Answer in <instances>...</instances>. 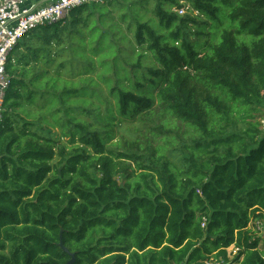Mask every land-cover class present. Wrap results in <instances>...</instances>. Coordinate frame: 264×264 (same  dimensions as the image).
Instances as JSON below:
<instances>
[{"label": "trees", "instance_id": "1", "mask_svg": "<svg viewBox=\"0 0 264 264\" xmlns=\"http://www.w3.org/2000/svg\"><path fill=\"white\" fill-rule=\"evenodd\" d=\"M129 2H105L120 23L74 9L10 56L0 264H264V0ZM50 38L69 42L59 62L34 55ZM128 121L137 139L112 144ZM151 133L165 143L140 154Z\"/></svg>", "mask_w": 264, "mask_h": 264}, {"label": "built area", "instance_id": "2", "mask_svg": "<svg viewBox=\"0 0 264 264\" xmlns=\"http://www.w3.org/2000/svg\"><path fill=\"white\" fill-rule=\"evenodd\" d=\"M105 2L106 0H0V122L6 94L12 84L7 66L12 52L20 42L41 27L61 23L74 9ZM256 224V229H260L259 223ZM235 251L237 253L238 250Z\"/></svg>", "mask_w": 264, "mask_h": 264}, {"label": "rangeland", "instance_id": "3", "mask_svg": "<svg viewBox=\"0 0 264 264\" xmlns=\"http://www.w3.org/2000/svg\"><path fill=\"white\" fill-rule=\"evenodd\" d=\"M138 1H140V0H131V2H138ZM131 2H129L128 4H130ZM95 5V4H94ZM94 5H90V7L88 8L89 10L91 9V8H93L94 7ZM103 6H107V8L109 9V13L110 14H112V16H113V18L114 19H116V21L117 22H119L120 23V19H119V17L122 15V13L120 12V7H119V5L118 6H110L109 7V4H107V3H104V4H102ZM93 11V10H92ZM178 14L180 15V16H185V15H187V14H189V12H188V7H185V8H183L182 10H179L178 11ZM85 16H87V14L85 15ZM151 16H153V14H148L146 17L148 18V19H150L151 18ZM74 17H79V20H81V22H82V24L80 25V27L81 28H83V29H85V24H83V17L82 16H78V15H70V19H73ZM96 17H97V15H96ZM68 18V19H69ZM94 19H96V18H94ZM90 21H91V19H90ZM63 24V23H62ZM124 34H127L129 37H131V35L129 34V31H128V29L124 26L123 27V29L121 30ZM111 32V31H110ZM113 32V31H112ZM85 34H87L86 32H85ZM30 40H31V38H26L24 41L22 40L21 42H23L19 47H18V50H16L15 51V53H14V56L15 57H19V56H22V55H24V54H26L27 53V46L30 44V45H33L34 46V48H39V46L41 45V44H43V43H41L42 41H41V39H38V38H36V39H34V40H32V42H30ZM50 40V43H51V45L48 47V48H46V53L43 51V50H41L40 51V49H39V52L38 53H36V54H34V55H40V56H42V55H44V54H46V57L47 56H51L52 58L54 57V58H56L57 59V56L58 55H56L57 54V51L59 50V49H61V48H63L64 46L65 47H68L69 46V42H65V41H62L61 39H60V41L59 42H57V40H55V39H49ZM29 41V42H28ZM41 43V44H40ZM50 43H48L47 45H49ZM68 50H66L65 52H64V54H62L61 55V58L62 59H64V60H67V59H69V56H71L70 55V53H69V51L67 52ZM33 60L34 59H32L31 58V61L33 62ZM82 60V59H81ZM78 61H80V60H78ZM56 62H59V59H57V61ZM83 62V61H82ZM38 65H42V62L40 61V62H38ZM89 77H93L94 78V80L96 81L97 80V73H96V71L95 72H92L91 74H90V76ZM75 79H78L77 77H76V75H75ZM97 83H99L100 84V86H99V90L100 89H102V88H104V86L102 85V83L99 81V80H97ZM104 97H108V94H107V92L105 91L104 92ZM30 109H31V111H32V114L33 115H37L38 114V109L37 108H35V107H30ZM253 115L255 116V119H254V121L255 122H257L258 123V125H259V129L264 133V108L263 109H261L259 112H257V113H255V112H253ZM129 122V121H128ZM128 122H123V124H122V126L119 128L118 127V129H120L119 131H118V133H117V135L115 136V138H114V140L111 142L112 144L114 143V144H122V145H126V144H131L132 142H134L136 139H137V133L136 132H134V130H135V128L136 127H141V123H136L134 126H132V129H130L128 132H126L125 131V129H126V127L128 126L129 128H131V125H129L130 124V122L128 123ZM164 121H162V122H159V121H156L155 123H154V126H161L162 125V123H163ZM164 125H167L166 123L164 124ZM123 127H125V129L123 130ZM176 128H174V129H172V130H175ZM57 133H59V131H58V129L57 130H55ZM145 133H147V131H144ZM177 132L180 134V135H183L184 133H185V128L181 125V123H178V128H177ZM154 133V132H153ZM153 133H151V134H147L148 135V137H147V139H146V137H143L139 142H140V145L142 146L141 147V149H142V152L140 153V154H143L144 153V148L148 145L147 143L148 142H152L151 144H153L154 146H157L160 142H164V141H161L162 139L161 138H156V139H153L152 138V134ZM67 139H63V141L62 142H67L66 141ZM165 143V142H164ZM163 144V143H162ZM164 145V144H163ZM255 223H259V227H260V229L259 228H257L256 229V233H258V235H259V237H261V238H263L264 237V222L263 221H261V220H256V219H254V221L252 222V224H253V226H255ZM229 253L231 254V258H233V257H235V255H236V251H235V248H231L230 250H229Z\"/></svg>", "mask_w": 264, "mask_h": 264}, {"label": "water", "instance_id": "4", "mask_svg": "<svg viewBox=\"0 0 264 264\" xmlns=\"http://www.w3.org/2000/svg\"><path fill=\"white\" fill-rule=\"evenodd\" d=\"M75 262V256L73 255V259L68 264H73Z\"/></svg>", "mask_w": 264, "mask_h": 264}]
</instances>
